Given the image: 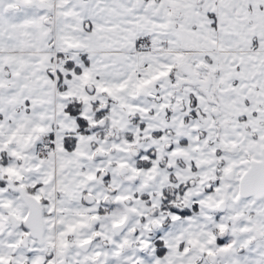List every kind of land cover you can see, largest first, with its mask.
<instances>
[{
  "label": "snow or ice",
  "instance_id": "1",
  "mask_svg": "<svg viewBox=\"0 0 264 264\" xmlns=\"http://www.w3.org/2000/svg\"><path fill=\"white\" fill-rule=\"evenodd\" d=\"M0 264H264V0H0Z\"/></svg>",
  "mask_w": 264,
  "mask_h": 264
}]
</instances>
